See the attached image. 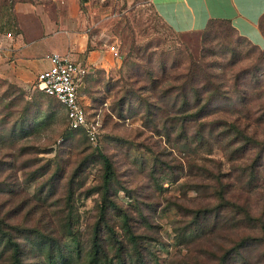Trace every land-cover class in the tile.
Segmentation results:
<instances>
[{"label": "rangeland", "instance_id": "obj_1", "mask_svg": "<svg viewBox=\"0 0 264 264\" xmlns=\"http://www.w3.org/2000/svg\"><path fill=\"white\" fill-rule=\"evenodd\" d=\"M17 6L54 25L50 34L62 27L72 35L90 36L87 51L103 48L106 65H89L87 53L75 58L67 52L90 72L81 101L90 128L96 130L92 140L87 130H73L67 109L37 87L43 60L33 69L21 58V50L29 52L28 42L38 37L35 21H28V45L22 42L19 52L12 42L0 39V264H15L9 237L20 247V264H264V221L243 231L225 226L220 236L213 235L217 241L206 239L209 222L189 229L190 211L223 201L216 191L227 186L205 167L226 174L222 178L235 182L237 199L248 194L258 216L264 215V158L257 164L259 177L235 179L233 164L252 157L241 153L233 163L210 134L213 128L216 135L224 123L220 121H232L234 115L221 111L191 126L173 121L171 115L158 117L160 110L150 109L140 97L143 86L151 85L152 70L164 84L168 78L169 87L183 83L195 64L214 65L211 69L228 71L232 84L231 69L239 72L255 63L259 51L223 22L207 31L176 32L162 21L151 0H0V33L21 30ZM234 57L243 59L230 67ZM158 101L151 94L149 102ZM189 128L211 138V145L194 144L197 156L189 153ZM104 157L114 171L108 191ZM189 157L197 162L194 174H189ZM85 160L87 167L75 180L69 201L73 169ZM105 198L123 208L129 227L118 208L102 213ZM132 234L137 239L133 244ZM95 235L101 239L99 255ZM248 235L254 238L240 248L238 243ZM119 247L125 248L123 253Z\"/></svg>", "mask_w": 264, "mask_h": 264}, {"label": "trees", "instance_id": "obj_2", "mask_svg": "<svg viewBox=\"0 0 264 264\" xmlns=\"http://www.w3.org/2000/svg\"><path fill=\"white\" fill-rule=\"evenodd\" d=\"M85 3L88 0H83ZM264 15L260 22L261 30L264 32ZM215 22H223L229 24L230 28L238 33L245 41L252 45L254 49L259 51L260 56L257 57V61L253 64L252 62L243 66L239 72H235L234 69H231L234 72L232 75V84L229 83V79L227 78L228 71L218 72L216 69H211L214 65H209L205 67L203 65L195 64V69L191 68V72L188 73L187 78L183 83H179L174 86L167 87V84L170 82L168 78L165 79L166 84L159 78L156 77V73L154 70L150 71L149 78L151 79V85H144L141 89L140 97L143 99L144 103L150 109L160 110L158 113V117L162 116L163 118L171 115L175 122L187 121L189 125H194L200 122H203L206 118L212 117L218 112L224 111L226 113H230L234 115V120L230 121L225 119L222 123V127L218 129V133L215 135L214 129L210 130L211 136H215V140L220 142L225 148L224 151L229 157L230 161L237 159L238 157L246 156L248 154L249 160H244L242 163H234V170L237 176L235 179L240 181L243 176H249L252 179L259 177V169L257 168V164L264 158V135L260 134L261 124L264 125V49L259 47L257 44L253 43L249 37L237 31L236 28L230 23L229 20L225 19H214L211 20L206 29L203 31L209 30ZM249 59L250 54L246 55ZM242 57H234L231 60L230 67H234L238 65L242 61ZM252 65V66H250ZM215 68V67H214ZM155 76V77H154ZM170 79H172L170 77ZM163 83V84H162ZM41 91V90H40ZM42 92V91H41ZM151 94H154L156 98L159 100L157 104L150 103L149 98ZM45 95V94H44ZM47 96V95H45ZM171 96H174L172 102L167 103V99ZM50 97V96H48ZM39 102V99H36ZM230 102L228 105H222L221 101ZM171 109V110H170ZM168 111H170L168 113ZM242 119L249 120L248 123L243 125L241 123ZM206 122L202 124L204 126ZM221 124V123H220ZM264 129V126L262 127ZM73 130H86L82 128H77ZM186 134V132L182 133ZM214 134V135H213ZM189 144L190 149L189 153L197 156V150L194 148V144L203 147L205 145H211V138L208 137L206 133L202 135V133H190L189 128ZM261 146V147H260ZM258 148L255 152H252L253 149ZM250 152V153H248ZM241 153L244 155L240 156ZM255 154V155H254ZM105 160V167L103 173L104 178V188L110 189L112 186V177L114 175L113 166L110 160ZM86 160L81 161L77 167H74L72 175L70 177L69 183H71L68 194L69 201H72L74 198L75 190V180L82 175L86 169ZM205 166H203L204 168ZM242 168L241 172L240 169ZM197 162L189 157V174H194L197 170ZM60 170V169H59ZM57 171V175H59L60 171ZM205 170L210 172V176L212 178L219 180L222 184H226L225 188H223L218 192V196L223 199V201L218 202L217 204L206 207V209H197L191 210L193 217L189 223V229L201 226L204 222H209L207 224L208 228L206 230V239L214 240L216 236H220L222 233H219L221 230H240L243 231L244 227H250L255 229L257 224H262L261 221H264V215L258 216V213L253 209V204L249 202V195L243 193L241 196L246 197L237 199V195L234 194V189L232 188L235 185V182H231L229 179H226L229 183H225L223 180V173H214L208 167H205ZM41 170L35 172V176L37 174H41ZM62 176V175H60ZM226 176V174L224 175ZM230 177V175H228ZM255 185L251 186L253 188ZM254 188H257L255 186ZM233 190V191H232ZM235 200V202H234ZM243 200V202H242ZM241 201V202H240ZM112 208H118V213L121 215L123 219H125L126 223L129 224L131 220L127 217L126 214L123 216V208L118 206V203L114 199L105 198L101 207V211L103 214L107 213V210ZM126 215V216H125ZM127 224V227L129 225ZM251 224V225H250ZM130 232L132 229L130 228ZM134 232V230H133ZM254 238L250 235L245 236L238 244L239 247L244 248L248 246L249 240ZM130 243L136 242L135 235L132 234ZM100 238L95 235L94 244L98 246V254L100 253L101 246ZM9 241H11L14 250V261L15 264H20L18 261L19 250L20 247L17 243H13L9 237ZM122 242L121 240H119ZM217 241V239L215 240ZM123 243V242H122ZM106 243L102 245V248H105ZM125 248L119 247V251L121 253L124 252ZM97 263V261L95 262Z\"/></svg>", "mask_w": 264, "mask_h": 264}, {"label": "crops", "instance_id": "obj_3", "mask_svg": "<svg viewBox=\"0 0 264 264\" xmlns=\"http://www.w3.org/2000/svg\"><path fill=\"white\" fill-rule=\"evenodd\" d=\"M151 2L162 21L176 32H202L211 20L225 19L229 20L241 34L249 37L253 43L264 47V32L260 27L264 15V0H151ZM17 13L19 14L21 30L18 34L13 35L15 37L12 41L8 40V36H5L7 32L0 33V39H7L12 42L14 44L13 50H18V52L22 42L25 45L29 43L31 48L26 47V50L29 48V52L25 49L21 50L23 54L21 58L26 63L25 65H29L34 69L37 67L35 66L36 62L43 60L45 66L39 69V72H41L50 66L47 56L54 52H71L75 58H80V56L87 53L84 60L89 65H106V54L103 48L102 50L92 48L89 52L87 51L90 36L72 35L62 27H60V31L53 35L50 32L54 30V25L49 27L48 24L45 25L39 21L36 11L23 12L17 6ZM30 20L35 21L34 31L37 32L38 37L27 43L24 42V36H28L30 32L28 24ZM55 26L58 25L55 23ZM61 34L65 37L61 38ZM41 40V43L37 42ZM45 44H48L49 48L46 49ZM24 56H27V58ZM101 56H104V59H99Z\"/></svg>", "mask_w": 264, "mask_h": 264}, {"label": "built area", "instance_id": "obj_4", "mask_svg": "<svg viewBox=\"0 0 264 264\" xmlns=\"http://www.w3.org/2000/svg\"><path fill=\"white\" fill-rule=\"evenodd\" d=\"M14 40L12 33H6ZM50 66L37 76V87L45 95L56 98L65 109L71 128L86 129L95 139L96 130L88 123L87 110L81 101V89L90 73L85 65L67 53L54 52L47 56Z\"/></svg>", "mask_w": 264, "mask_h": 264}]
</instances>
